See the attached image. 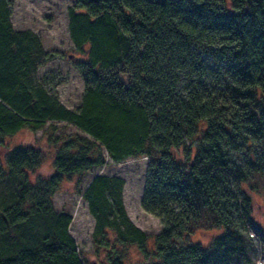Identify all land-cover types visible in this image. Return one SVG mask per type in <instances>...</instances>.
I'll return each instance as SVG.
<instances>
[{
	"label": "trees",
	"instance_id": "obj_1",
	"mask_svg": "<svg viewBox=\"0 0 264 264\" xmlns=\"http://www.w3.org/2000/svg\"><path fill=\"white\" fill-rule=\"evenodd\" d=\"M12 5L0 0V264H90L69 234L71 215L53 206L75 176L98 264L264 259V222L250 198L262 195L264 219V0H74L68 57L83 84L75 109L47 75L36 77L65 54L15 28ZM45 127L46 150L9 142ZM139 158L140 206L159 219L155 234L128 217L122 178L95 174L82 187L93 169Z\"/></svg>",
	"mask_w": 264,
	"mask_h": 264
},
{
	"label": "rangeland",
	"instance_id": "obj_2",
	"mask_svg": "<svg viewBox=\"0 0 264 264\" xmlns=\"http://www.w3.org/2000/svg\"><path fill=\"white\" fill-rule=\"evenodd\" d=\"M74 0H12L11 23L15 28L31 29L39 34L47 51L64 53V57H58L42 67L36 77L48 76V80L55 84L53 87L59 100L68 108L75 109L79 103L83 90V84L78 73L72 68L68 56L72 55V44L67 32L66 9L72 5ZM60 130L63 123H53ZM47 127V126H46ZM30 132L23 129L9 139L11 144L30 143L42 146L45 150L49 146L45 144V134L49 129ZM59 131V130H58ZM65 132H74L76 129L70 125L65 126ZM147 167L145 158L130 159L123 163L105 165L93 169L83 181L85 186L88 179L95 174L117 176L123 179V203L125 211L131 221L142 231L155 234L161 229L158 218L145 212L140 201L144 188V176ZM51 169V154L46 153L38 174L48 175ZM32 179L39 180L38 175H32ZM76 176L71 180L65 179L59 192L53 196V206L58 211L68 212L71 217L69 234L75 240L77 249L84 253L90 264H98L93 254L91 244V232L93 218L88 213L86 204L79 195L74 193ZM12 186V185H11ZM251 209L255 220L264 222L260 204L263 201L262 195H251ZM197 238L203 243L210 238L208 233H199ZM138 253L131 252V260L139 259ZM255 264H264V259L259 257Z\"/></svg>",
	"mask_w": 264,
	"mask_h": 264
}]
</instances>
